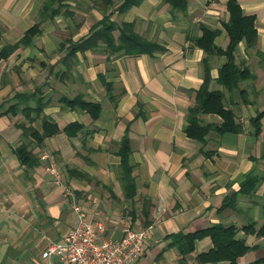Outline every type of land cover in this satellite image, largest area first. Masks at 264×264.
<instances>
[{
  "label": "crops",
  "instance_id": "0c3cea01",
  "mask_svg": "<svg viewBox=\"0 0 264 264\" xmlns=\"http://www.w3.org/2000/svg\"><path fill=\"white\" fill-rule=\"evenodd\" d=\"M227 1L186 0L185 11L179 12L162 0H142L118 13L122 0H113L105 12H112V21L133 23L135 32L165 50L151 56L113 54L107 60L101 44L65 57L64 42L87 37L104 15L94 0H0V49L18 42L34 24L41 29L0 58V264H66L41 253L76 226L73 199L88 220L105 223V238L120 237L124 217L135 229L149 228L138 264H229L197 262V255L212 249L208 236L184 256L172 244V234L213 225L236 227V238L250 247L237 264L264 259V237L256 235L264 222V180L253 195L238 194L235 208H220L239 190L245 174L264 177V119L257 135L250 122L264 111V61L256 54H264V0H237L244 14L256 17L257 41L247 49L238 43L234 60L254 78L226 90L216 81L226 57L209 58L208 89L223 93L243 130H211L204 141L184 130L203 82L205 54L193 39L201 35V26L220 30L214 44L225 49ZM48 4L61 8L51 16ZM62 97L99 103L98 116L91 119L85 109L63 104ZM39 100L42 109L36 114ZM198 117L202 125L221 122L216 114ZM45 121L59 131L37 143L25 129L41 132ZM72 123L81 128L68 135L63 129ZM125 136L133 165L132 198L125 197L119 179L117 150ZM22 145L33 156L25 162L16 153ZM49 163L58 182L46 170Z\"/></svg>",
  "mask_w": 264,
  "mask_h": 264
},
{
  "label": "trees",
  "instance_id": "16d2710c",
  "mask_svg": "<svg viewBox=\"0 0 264 264\" xmlns=\"http://www.w3.org/2000/svg\"><path fill=\"white\" fill-rule=\"evenodd\" d=\"M51 4L52 0H48ZM142 0H122L117 7V12L122 13L132 6H137ZM167 3L171 9L184 12L186 9V0H162ZM95 5L104 12L102 18L93 24L90 28V34L78 41L67 39L64 42V47L67 49L65 57L72 58L76 56V52H83L88 49H95L100 46L104 47V51L108 55L124 54L129 56L163 52L164 46L145 39L134 30V24L128 22L115 23L111 20V11L105 13L109 7H112L113 0H94ZM50 4L45 6L46 10L51 11V16L59 11L50 9ZM226 9L229 17L223 23V28L228 36V44L225 49L215 46L214 39L219 34L220 30L210 29L201 26V35L193 39L194 46L203 50L205 56L202 58L203 66V82L200 88L196 91V103L188 110V124L185 127V133L189 138L204 141L209 131L213 130L217 134L224 133H239L242 125L237 122L234 113L224 104V95L218 90H209L208 84L211 80L209 58L211 55H223L226 61L218 69L216 81L222 85L226 90H233L237 88L239 83L246 79H253L250 69L247 66H240L235 64L234 51L240 42H244L245 48H253L257 41V32L255 27L256 17L254 14L246 15L242 11L237 0H228ZM40 25L34 24L28 28L23 37L13 45H6L0 49V58L5 59L10 56L20 45L27 44L31 39L40 32ZM117 31V36L114 32ZM1 37V34H0ZM67 45V47H66ZM256 54L264 61V54L257 51ZM64 61V59H62ZM63 104L69 107L85 109L91 119L98 116L100 108L99 103L89 102L83 100L81 97L73 99H66L62 97L60 100ZM42 105L40 100L35 108L36 114L40 112ZM201 114H216L220 117L219 125L205 124L202 125L199 119ZM264 119V111L259 112L253 117L250 122L255 127L256 135L259 134L261 123ZM30 122L34 118L29 119ZM81 125L72 123L67 125L63 130L68 135H73L80 130ZM30 136L34 138L37 143H40L43 138L53 135L59 131L54 123L43 122L42 131L38 132L33 128L25 129ZM19 158L25 162L27 159H32L33 156L29 154L27 148L23 145L16 149ZM117 153L120 155V172L119 179L123 184L126 192V198H132L135 194V186L131 172L133 165L129 163L130 148L128 145V138L125 136L120 143ZM264 180V177L255 174L253 171L245 174L239 182V190L234 194L226 197L220 208H235L236 197L238 194L251 196L255 193L259 184ZM254 225V223H251ZM238 229L234 226L213 225L195 231L192 233H176L172 234V244L176 246L179 253L184 256L193 251L196 240L208 236L212 242V249L208 252L197 255L196 260L199 263H216L220 261H227L229 264H237V259L243 256L250 247L246 246L243 240L237 239ZM255 232L247 229V232ZM256 235L264 237V222L256 231ZM250 264H264V259H257Z\"/></svg>",
  "mask_w": 264,
  "mask_h": 264
},
{
  "label": "built area",
  "instance_id": "2783aa9c",
  "mask_svg": "<svg viewBox=\"0 0 264 264\" xmlns=\"http://www.w3.org/2000/svg\"><path fill=\"white\" fill-rule=\"evenodd\" d=\"M46 170L55 175L58 182L55 165L47 164ZM71 208L77 217L76 226L68 229L60 242L49 243L41 257L56 256L66 264H138L149 228L135 229L131 219L124 217L120 221V237L108 239L104 237V222L88 220L82 205L75 199Z\"/></svg>",
  "mask_w": 264,
  "mask_h": 264
}]
</instances>
